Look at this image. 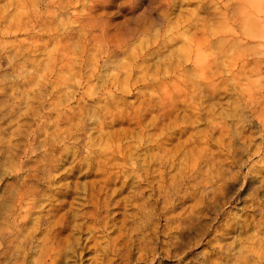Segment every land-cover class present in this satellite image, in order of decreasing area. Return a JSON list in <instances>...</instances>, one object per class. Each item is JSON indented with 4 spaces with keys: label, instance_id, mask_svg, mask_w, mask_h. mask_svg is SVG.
<instances>
[{
    "label": "clouds",
    "instance_id": "obj_1",
    "mask_svg": "<svg viewBox=\"0 0 264 264\" xmlns=\"http://www.w3.org/2000/svg\"><path fill=\"white\" fill-rule=\"evenodd\" d=\"M0 264H264V0H0Z\"/></svg>",
    "mask_w": 264,
    "mask_h": 264
}]
</instances>
